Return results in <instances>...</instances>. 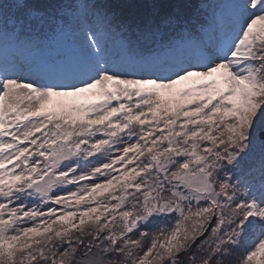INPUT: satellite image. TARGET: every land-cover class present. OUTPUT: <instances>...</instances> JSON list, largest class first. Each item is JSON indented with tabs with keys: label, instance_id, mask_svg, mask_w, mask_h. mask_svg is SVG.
I'll use <instances>...</instances> for the list:
<instances>
[{
	"label": "snow or ice",
	"instance_id": "1",
	"mask_svg": "<svg viewBox=\"0 0 264 264\" xmlns=\"http://www.w3.org/2000/svg\"><path fill=\"white\" fill-rule=\"evenodd\" d=\"M0 264H264V0H0Z\"/></svg>",
	"mask_w": 264,
	"mask_h": 264
},
{
	"label": "trees",
	"instance_id": "2",
	"mask_svg": "<svg viewBox=\"0 0 264 264\" xmlns=\"http://www.w3.org/2000/svg\"><path fill=\"white\" fill-rule=\"evenodd\" d=\"M191 3H196L197 1L196 0H190Z\"/></svg>",
	"mask_w": 264,
	"mask_h": 264
},
{
	"label": "rangeland",
	"instance_id": "3",
	"mask_svg": "<svg viewBox=\"0 0 264 264\" xmlns=\"http://www.w3.org/2000/svg\"><path fill=\"white\" fill-rule=\"evenodd\" d=\"M197 1V0H196Z\"/></svg>",
	"mask_w": 264,
	"mask_h": 264
}]
</instances>
